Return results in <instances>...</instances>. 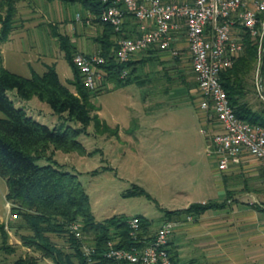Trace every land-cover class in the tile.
I'll use <instances>...</instances> for the list:
<instances>
[{
	"label": "rangeland",
	"instance_id": "obj_1",
	"mask_svg": "<svg viewBox=\"0 0 264 264\" xmlns=\"http://www.w3.org/2000/svg\"><path fill=\"white\" fill-rule=\"evenodd\" d=\"M16 7L12 30L0 42L2 65L30 77L32 71L40 74L46 65L55 64L61 82L75 90L68 83L73 80L72 69L54 31L71 36L73 25H81L76 21L77 13L86 11L82 12L79 3L66 4L61 0H19ZM179 54L177 58H169L163 52L155 53L148 61L138 63L130 83L117 87L112 81L99 83L101 90L93 92L91 97L94 107L91 115L98 114L111 130L100 132L91 120L78 135L84 154L56 149L52 155L57 167L77 174L97 221L112 216L128 220L141 215L152 222L153 234L165 220L167 210L182 209L194 202L220 201L225 197L224 187L231 188L230 183L234 186L233 196H241L251 206L264 209V182L259 169L255 174L235 175L227 184H222L224 172L216 169V162L206 152L207 139L202 130L207 125L197 106V90L190 91L195 80L190 61L186 55ZM258 73L264 77V56L259 70L256 57L246 76L245 95L240 99L255 111L264 110V101L255 88ZM7 94L16 107L50 128L81 126L68 120L67 113H55L37 96L23 100L15 90H8ZM4 117L0 110V118ZM47 163L51 162L37 160L38 165ZM134 186L145 193H129ZM6 191V180L0 175V218L3 220L11 215ZM173 220L187 222L184 215ZM9 222L19 224L21 218L17 216ZM111 231L115 228L111 227ZM8 232L9 243L16 250L11 254L0 253V263L31 253L39 258L40 264H52L39 252L21 244L20 234L26 233L25 229L10 228ZM50 236L58 247L68 250L65 237ZM183 257L178 255L179 264L189 262Z\"/></svg>",
	"mask_w": 264,
	"mask_h": 264
},
{
	"label": "trees",
	"instance_id": "obj_2",
	"mask_svg": "<svg viewBox=\"0 0 264 264\" xmlns=\"http://www.w3.org/2000/svg\"><path fill=\"white\" fill-rule=\"evenodd\" d=\"M18 1L0 0V42L6 40L12 30ZM61 1L66 4L79 3L90 13L91 23H101L104 26L105 33L99 39L100 50L97 53L104 58V62L99 65L102 69L101 85L105 81L114 82L116 87L132 82L137 64L148 61L158 51L156 48L155 50L149 48L145 51L151 53L150 56H145L144 52H141L140 58L137 54L125 63L118 62L115 57L116 39L119 36L135 35L137 21L134 17L127 16L122 30L117 32L110 24L100 21L99 14L103 6L100 1ZM54 36L72 69L73 80L68 83L72 84L75 90L61 82L55 64L46 65L40 74L32 71L30 77H25L2 65L0 51V110L5 115L4 118H0V175L6 180L5 198L11 204L10 212L21 218L19 224L0 220V253L11 254L16 250L15 246L9 243L10 228L25 229L27 232L20 234L21 244L39 252L42 258L49 259L52 264H86L79 241L68 230L71 222L81 223L85 240L96 246L99 257L102 256L105 241L109 238L120 236V245H131L135 241L128 235L127 220L112 216L105 221H97L91 209L89 196L77 174L60 169L53 159L52 155L56 149L85 153L78 135L91 120H94L95 128L100 132L110 129L98 118V114L91 115L94 110L91 97L93 92L100 91L101 88L97 86L91 90L84 85L80 71L73 62L77 51L70 35L55 30ZM244 45L243 52L235 58L232 66L221 72L220 80L237 116L250 123L264 126V110L255 111L247 102L240 100L246 92V76L252 70L257 57L256 44L248 36L244 37ZM123 69H127L125 77L120 76ZM134 79H137L136 76ZM8 90H15L18 98L23 100L37 96L41 101L48 103L55 113H67L68 120L78 122L81 126L50 128L27 114L23 108L16 107L7 94ZM116 130L115 128V133ZM41 159L51 163L38 165L37 160ZM134 187L129 193H145L142 188ZM227 199L221 202L208 200L190 203L182 209L167 210L164 216L165 219L172 220H179L183 215L196 218L209 209L224 207ZM137 216L141 222V236L150 234L152 222L141 215ZM111 227L115 228L114 232L111 231ZM50 234L65 237L68 250L58 247ZM169 244L170 239L169 253L174 264H179L178 254L172 251ZM0 264L40 263L34 254L24 253L13 261Z\"/></svg>",
	"mask_w": 264,
	"mask_h": 264
},
{
	"label": "built area",
	"instance_id": "obj_3",
	"mask_svg": "<svg viewBox=\"0 0 264 264\" xmlns=\"http://www.w3.org/2000/svg\"><path fill=\"white\" fill-rule=\"evenodd\" d=\"M102 3L100 21L120 32L126 17L137 21L132 37L116 39L115 57L125 63L149 48L179 55L186 45L190 65L196 78L197 106L205 121H215L218 129H203L207 139V155L224 172L231 164H240L250 156L259 161L264 182V126L250 123L234 111L220 74L231 67L244 50L248 36L257 47L258 70L264 56V0H98ZM86 19L91 23V15ZM77 21L82 17L79 13ZM84 85L94 90L102 80L99 67L104 58L97 53L77 52L73 58ZM127 75L123 69L121 77ZM255 88L264 101V77L258 73ZM10 209L11 204L7 201ZM17 216L13 213L11 218ZM191 215L186 221H192ZM181 221L165 219L150 235L141 236L138 216L127 220L135 243L120 245L121 237L105 241L102 256L96 246L85 240L79 221L71 222L68 230L79 241L86 264H174L168 250L170 235ZM7 223V221H5Z\"/></svg>",
	"mask_w": 264,
	"mask_h": 264
},
{
	"label": "crops",
	"instance_id": "obj_4",
	"mask_svg": "<svg viewBox=\"0 0 264 264\" xmlns=\"http://www.w3.org/2000/svg\"><path fill=\"white\" fill-rule=\"evenodd\" d=\"M81 10L86 11L83 8ZM79 14L82 17L79 21L81 25H73L71 41L77 52L98 53L99 39L105 33L104 26L101 23H87L85 18L90 15L88 11ZM182 46L180 53L186 55L188 59L186 45L183 43ZM163 53L164 57H172L168 52ZM150 54L144 51L145 56ZM156 54L161 55L162 51L158 50ZM140 56L141 54L138 58ZM193 77L195 79L193 89L189 88L191 92L196 88L195 75ZM204 122L207 127L218 129L217 122L205 120ZM256 169L262 174L259 161L247 156L240 164H231L229 169L224 171L222 184H227L228 179L238 174H255ZM230 186L231 188L224 187L225 197L218 201L228 198L224 207L209 209L193 218L191 223L182 220L170 235L169 247L174 248L179 256H184L189 261L185 264H264V210L251 206L249 204L251 202L242 199L241 196H233L234 186L231 183ZM0 220L9 222L10 218Z\"/></svg>",
	"mask_w": 264,
	"mask_h": 264
}]
</instances>
